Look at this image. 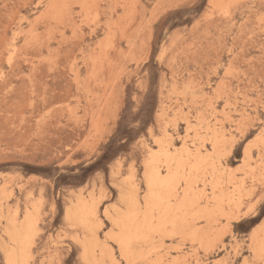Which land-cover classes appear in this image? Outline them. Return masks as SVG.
I'll return each mask as SVG.
<instances>
[{
  "label": "rangeland",
  "instance_id": "1",
  "mask_svg": "<svg viewBox=\"0 0 264 264\" xmlns=\"http://www.w3.org/2000/svg\"><path fill=\"white\" fill-rule=\"evenodd\" d=\"M220 97L214 112L205 98ZM224 105L221 136L236 140L228 180L247 205L264 177L252 136L264 121V0H0V264H75L69 207L142 159L153 125L179 117V131L190 110L207 126ZM233 207L227 235L160 237L129 256L244 264L256 255L252 233L264 239V203ZM89 244L93 264L118 258Z\"/></svg>",
  "mask_w": 264,
  "mask_h": 264
},
{
  "label": "snow or ice",
  "instance_id": "2",
  "mask_svg": "<svg viewBox=\"0 0 264 264\" xmlns=\"http://www.w3.org/2000/svg\"><path fill=\"white\" fill-rule=\"evenodd\" d=\"M8 62L11 63V58ZM205 103L214 105L212 111L215 112L223 103V97L219 102L205 98ZM224 108L223 114H217L219 119L217 116L208 118L207 126L192 118L190 110L189 118L183 121L179 131L175 130L180 124L179 117L176 123L166 119L159 130L153 125L144 134L147 144L142 159L138 157L113 183L101 186L99 192L93 191L69 207L65 220L74 229L71 239L82 249L75 264H93L87 259L89 241L108 249L110 256L118 257L113 258L111 264H125L129 253L142 247L145 241L159 237L203 245L221 226L222 235H227L232 219L236 218L233 205L244 207L251 205V201L264 203V177L258 191L255 184L249 190L247 205L243 202L244 189L238 194L228 180L225 161L235 148L236 140H230L227 134L221 136L220 120L225 125L229 123L227 105ZM198 111L203 112V106ZM252 127V124L247 125L248 129ZM240 131L243 134V129ZM252 136L261 142L264 163V121ZM109 190L113 191L112 196L108 195ZM251 211L249 207V212L241 215H249ZM81 230L83 240L79 237ZM258 231L264 233V224ZM256 235L254 231L251 236L256 243V255L244 264H255L257 258L259 264H264V239L257 243ZM67 264L73 262L69 260ZM128 264H135L130 256Z\"/></svg>",
  "mask_w": 264,
  "mask_h": 264
},
{
  "label": "bare ground",
  "instance_id": "3",
  "mask_svg": "<svg viewBox=\"0 0 264 264\" xmlns=\"http://www.w3.org/2000/svg\"><path fill=\"white\" fill-rule=\"evenodd\" d=\"M13 232H14V231H13ZM15 235H16V234H15ZM15 235H14V238H17V236H15ZM14 238H13V239H14ZM29 238H30V237H29ZM159 238H160V237H159ZM25 239H26V238H25ZM21 241H22V240H21ZM25 241H26V240H25ZM14 242H15V241H14ZM19 243H20V242H19ZM22 243H23V241H22ZM25 244H26V243H25ZM21 245H22V244H21ZM11 246H12V245H11ZM11 246H10V247H11ZM89 246H90V244H89ZM89 246H88V247H89ZM98 247H99V246H98ZM152 247H153V246H152ZM11 248H12V247H11ZM140 248H141V247H140ZM157 248H158V247H157ZM20 249H21V248H20ZM88 249H89V248H88ZM14 250H15V248H14ZM24 250H25V249H24ZM156 250H157V249H156ZM9 251H11V250H9ZM88 251H89V250H88ZM92 251H93V250H92ZM101 251H102V250H101ZM135 251H136V250H134V252H131V255L134 254ZM137 251H140V250L138 249ZM144 251H145V250H144ZM9 253H10V252H9ZM90 253H91V252H89V254H90ZM136 253L139 254L140 252H136ZM136 253H135V255H136ZM140 254H141V253H140ZM142 254H143V253H142ZM17 255H18V254H17ZM24 255H25V254H24ZM90 255H91V254H90ZM131 255H130V257H131ZM147 255H148V253H147ZM18 256H19V255H18ZM101 256H102V255H101ZM139 256H140V255H139ZM13 257H14V256H13ZM22 257H23V256H22ZM90 257L93 258V254H92ZM126 257H127V256H126ZM128 257H129V254H128ZM128 257H127V258H128ZM136 257H137V255H136ZM10 258H12V256H11ZM15 258H17V256H16ZM15 258H13L14 261L16 260ZM138 258H139V257H138ZM13 259H11L10 262H12ZM145 259H146V258H145ZM19 260H20V259H19ZM19 260H18V261H19ZM91 260H92V259H91ZM93 260H94V259H93ZM136 260H137V259H136ZM98 261H100V260H98ZM15 262H16V261H15ZM20 262H21V261H20ZM94 262H96V261H94ZM98 264H99V263H98Z\"/></svg>",
  "mask_w": 264,
  "mask_h": 264
}]
</instances>
